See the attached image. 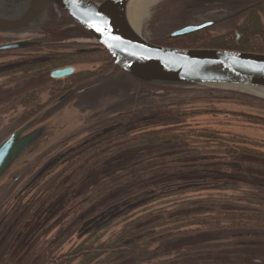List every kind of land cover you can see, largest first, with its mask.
<instances>
[{
    "label": "trees",
    "instance_id": "trees-1",
    "mask_svg": "<svg viewBox=\"0 0 264 264\" xmlns=\"http://www.w3.org/2000/svg\"><path fill=\"white\" fill-rule=\"evenodd\" d=\"M241 4L253 11L263 3ZM50 59L48 66L60 65ZM184 105L119 114L52 160L51 171L38 174L0 214V264H232L219 261L221 239L180 241L264 232V173L257 185L243 180L254 173H225L264 155L240 149L248 143L237 136L191 126L197 115Z\"/></svg>",
    "mask_w": 264,
    "mask_h": 264
},
{
    "label": "rangeland",
    "instance_id": "rangeland-1",
    "mask_svg": "<svg viewBox=\"0 0 264 264\" xmlns=\"http://www.w3.org/2000/svg\"><path fill=\"white\" fill-rule=\"evenodd\" d=\"M3 1L6 0H0ZM89 1L98 5L103 0ZM209 3L212 6L186 0H159L148 7L146 15L143 13L138 23L137 35L149 44L164 48L264 55V4L259 10L248 11L244 7L243 11H225L213 4H231L230 1L211 0ZM18 7L15 8L14 11L17 12L13 17H22L27 10L26 6ZM246 11L249 12L247 18ZM65 20L74 24L67 15L51 5L29 27L16 33L0 34V45L19 41H44L46 30H58V26L67 24ZM210 20H215L216 24L197 32L198 34L169 37L180 28ZM253 33H257V36L252 35ZM61 39L60 36L58 40ZM75 42L81 44L80 41ZM82 48L80 45L70 49L42 48L31 53L25 50L0 52V145L19 130L22 132L16 138L17 141L38 131L32 141L33 146L18 156L0 175V214L10 206L15 197L23 196L25 189L38 174L51 171L52 160L82 142L95 125L144 107L183 102L185 105L182 110L197 115L188 121L191 126L197 125L199 129L229 137L237 136L248 143L241 145L240 149H255L260 155H264V98L255 94L257 89L241 90L223 84L141 82L115 67L101 48L85 58L69 56L65 60L64 56L56 55L75 53ZM50 54H53L52 61L60 65L48 66L51 59L47 55ZM108 62L111 63L110 67L105 65ZM26 66L34 68L25 74L22 68ZM67 66L75 70L73 77H65L66 80L61 82H54L50 78L53 70ZM73 78L76 83L71 84ZM148 85L156 87L151 88ZM56 90L61 92H52ZM249 144L256 146L251 148ZM230 146L229 144L227 147ZM252 161L257 164H240L235 172L228 169L225 173H254L257 177H246L243 180L257 185L260 182L259 175L264 173V161L259 157ZM53 172L57 170L49 173ZM48 177L50 176L43 181ZM239 190L248 191L246 186ZM230 195L234 194L229 193L228 196ZM235 195L241 196L240 193ZM54 234L55 232L48 235L47 239H51ZM220 239L222 245H219L223 246L221 250L224 254L219 261L232 264H264V232L240 230L219 237L212 235L182 240L180 245L199 241L211 244ZM174 247L175 244L171 243L163 249ZM208 254L211 258L214 255L211 252Z\"/></svg>",
    "mask_w": 264,
    "mask_h": 264
},
{
    "label": "water",
    "instance_id": "water-1",
    "mask_svg": "<svg viewBox=\"0 0 264 264\" xmlns=\"http://www.w3.org/2000/svg\"><path fill=\"white\" fill-rule=\"evenodd\" d=\"M264 3V0H225ZM125 0H103L96 5L89 0H6L0 2V34L16 33L29 27L51 5L67 15L109 57L121 72L145 83L223 84L264 89V55L223 50L171 49L149 44L126 27L119 11ZM27 10L13 17L15 8ZM17 6V7H16ZM210 20L188 25L170 34V38L187 36L215 24ZM97 27L101 30L97 31ZM34 46L23 41L0 46V52ZM73 74L71 68L51 72L61 79ZM21 130L0 145V175L27 149L38 131L17 141Z\"/></svg>",
    "mask_w": 264,
    "mask_h": 264
},
{
    "label": "flooded vegetation",
    "instance_id": "flooded-vegetation-1",
    "mask_svg": "<svg viewBox=\"0 0 264 264\" xmlns=\"http://www.w3.org/2000/svg\"><path fill=\"white\" fill-rule=\"evenodd\" d=\"M209 4H211V3H208L206 5H209ZM244 5L245 4H234V3H231V4H228V3L213 4V6H218L217 7L218 9L225 10V11H243L242 8L245 7ZM210 6H212V4ZM65 23H67V24L62 25V26H58L59 27L58 30H55V31L50 30V28H48L46 30L47 31L46 37H45L46 39L44 41H41V40L40 41H30V43H32L34 45L32 47L14 49V50H6V51H1V53L15 52V51L17 52V51H22V50L30 51V53H31V52H33V50L42 49V48H45V49H53V48H55V49H57V48L70 49L74 46L77 47L80 45L83 46L82 50H79V51L77 50V51H75V53H61V54H56V55H62L64 57L71 56V57L85 58V57H88L89 55H92V54H95L98 52L96 50H97V48L99 49L100 47L93 42V40L90 38V36H88L82 29L75 26L74 24H71L66 20H65ZM215 24H213V25H215ZM200 31H202V30H200ZM200 31H198V32H200ZM195 33H197V32H195ZM195 33H192V34H195ZM192 34H189V35H192ZM60 36L62 37V39L58 40V38ZM73 41H74V43H71ZM75 41H80L81 44H78L79 42H75ZM19 42H22V41H19ZM27 42H29V41H27ZM14 43H18V42H14ZM6 44H12V43H5V44H1L0 46L6 45ZM85 49H87V50H85ZM52 55L53 54H50L47 56L51 57ZM65 68H71L73 70V74L70 75L69 77H72L75 75V70L72 67L67 66ZM60 69H63V68H60ZM60 69H55V70H60ZM50 78L53 81L54 80L55 81L60 80V79H58V80L54 79L52 77H50ZM60 81H63V80H60Z\"/></svg>",
    "mask_w": 264,
    "mask_h": 264
},
{
    "label": "bare ground",
    "instance_id": "bare-ground-1",
    "mask_svg": "<svg viewBox=\"0 0 264 264\" xmlns=\"http://www.w3.org/2000/svg\"><path fill=\"white\" fill-rule=\"evenodd\" d=\"M157 2H159V0H125L123 6L120 8L121 11L118 13L126 27L137 36L139 30L138 23L143 13L145 14L148 7ZM233 88L247 90V87L234 86ZM248 91H250V89H248ZM255 94L264 98V89L261 88V90H256Z\"/></svg>",
    "mask_w": 264,
    "mask_h": 264
},
{
    "label": "snow or ice",
    "instance_id": "snow-or-ice-1",
    "mask_svg": "<svg viewBox=\"0 0 264 264\" xmlns=\"http://www.w3.org/2000/svg\"><path fill=\"white\" fill-rule=\"evenodd\" d=\"M101 29L99 27H97V31H100Z\"/></svg>",
    "mask_w": 264,
    "mask_h": 264
}]
</instances>
